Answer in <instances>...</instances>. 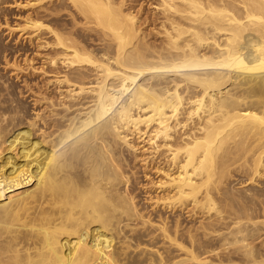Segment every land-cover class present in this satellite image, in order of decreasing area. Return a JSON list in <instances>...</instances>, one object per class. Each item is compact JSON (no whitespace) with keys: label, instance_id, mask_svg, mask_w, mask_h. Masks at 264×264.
I'll return each mask as SVG.
<instances>
[{"label":"bare ground","instance_id":"obj_1","mask_svg":"<svg viewBox=\"0 0 264 264\" xmlns=\"http://www.w3.org/2000/svg\"><path fill=\"white\" fill-rule=\"evenodd\" d=\"M125 1L22 6L18 30L46 51L60 96L21 131L0 113V264H264V182L227 183L234 170L245 184L264 176V0H156L157 45ZM66 9L87 38L61 23ZM119 146L163 158L152 209L208 221L183 229L157 209L153 225L125 189ZM143 238L152 250L133 244Z\"/></svg>","mask_w":264,"mask_h":264},{"label":"rangeland","instance_id":"obj_2","mask_svg":"<svg viewBox=\"0 0 264 264\" xmlns=\"http://www.w3.org/2000/svg\"><path fill=\"white\" fill-rule=\"evenodd\" d=\"M26 1L27 0H5V1L0 0V2H2V3H0V108H1L0 113L4 114L7 111L4 115L7 117L9 116V117L8 118L6 117V119L9 122V120H10L9 118H12L11 120L13 121L14 124L16 123L15 125H17V129H20L19 131L23 130L25 128L24 126H27L26 124L33 122L35 120V118L37 117V115L44 118L43 121L45 120L46 115H47L46 120L48 121V118H50L49 117L50 113H49V111H47V109L51 108V106L47 103L49 100H50L49 102L51 103V101H52L51 99H53V100L55 99L52 102L56 103L55 101H57V96H60L58 93L59 91L58 90H57L58 92L56 91V89H58V88H56V85L53 83L54 77H55V75H53V71L50 70V68L47 67L46 64H44L45 62H42L44 60V59H42V58H44V56H43L45 54L44 52H46V51L45 50H39V49L37 50V47L34 45L35 44L34 41H33V43H31L32 41L28 42L29 40L27 38H29V37H27L26 35L22 36L21 33L19 32V30H20L19 27L23 26L22 25L23 18H25L28 13H31L30 12L31 10H28V8L22 7L26 3ZM155 1L156 0H126L125 1V3L127 4L126 7H128V8L132 7L131 10L133 11V13L137 14V17L140 20L138 22L139 27L141 26L140 28L143 30L142 32H143V35L145 36V38L146 39L148 38L146 41L148 43L152 42L151 44H153V45L159 44V42H158L159 36L156 33H157V30L159 29L158 27H159V21H160L159 19L160 18L157 19V17H159L157 11H156V13H154L155 12L154 11L155 10V7H154ZM47 5L48 4H46V6ZM71 11L66 9V11L62 12L63 16L61 17V19H62L61 23L62 24L64 23L66 26L70 27L72 25L73 21H74L73 25L76 22L75 26H74L75 27V30H74L75 33L76 34L78 33L77 34L78 36L84 35L87 38V36L90 33L86 30V28H85L86 26L83 25L84 22H83L81 16L80 15L78 16L73 10H71ZM70 12H71V14H70ZM70 15L71 16L73 15V17H71ZM145 18H146V20H145ZM156 19H157V21L155 22ZM81 23H83V24H81ZM153 25H155V26H153ZM153 27H155V28H153ZM18 28H19V30H18ZM155 31H156V33H155ZM86 32H87V34H86ZM148 34H149V36H147ZM91 36L95 37L96 34L91 33ZM149 38L151 39V41H149L150 40ZM90 39H91V37H90ZM92 39H93V37H92ZM88 43H89V46H91L90 48H93V47L96 48L95 47L97 44L96 41H95V44H94V42L92 44L91 41H89ZM41 54H43L42 55L43 57L41 56ZM40 66H44V67H40ZM43 68H44L45 72L43 70H41ZM49 73H51L52 75ZM49 82L52 84H50ZM63 90H64V88H63ZM49 97H51V98L47 99V101H45L46 100L45 98H49ZM42 98L44 101L42 100ZM44 102H45V104H43ZM51 109L53 110V108H51ZM3 111H4V113H2ZM44 111L45 112L47 111V112L45 113ZM42 118L36 120L37 122L35 123L36 124L35 131L33 128L32 131H34V132L31 131V133H30L32 138H31V136H29L30 134H28V137L25 136L26 142H28L31 147H33V144H35L37 142V140L40 139L39 138V136H40L39 132H36V130H39L41 133V129L43 127H46V126H43L45 122L42 121ZM27 122H29V123H27ZM19 124L22 125L23 127L22 126L20 127ZM46 129H47V127L44 130H46ZM27 138H29L28 140L30 142L27 141ZM35 139H36V141H35ZM134 141H135V139L133 140V142ZM32 142H34V143H32ZM136 143H137V140L134 142V145H136ZM140 145H142V144H140ZM140 145H138V146H140ZM119 149L122 150V151H120V155L122 153L123 159L125 161V162L122 161V164L124 162L125 165H124V168L121 167V169H123L126 174L128 173L127 175L129 176V177H126V179L128 178L127 182L129 181L130 184L128 183L129 184L128 185L126 183L125 189L126 190L130 189L129 192H127L128 195H129V193L131 194V196L130 195L129 196L132 197V199L134 200L133 202L136 203V205H135L137 207L136 209L139 210L141 213L143 212L142 215L145 218H147V216L150 215V211L153 210V212H151V216H149V218L153 217V219L150 218V219H152L151 221H152L153 225H155L156 222L158 221L157 217H154V215H152V214H155L154 210L157 211V209H158V212L159 211L161 212V214H162V215H160L161 217L164 218L167 215L166 218L168 217L167 218L168 219L167 222L169 223L168 225H171V223L174 220L179 219L178 222L180 221L182 228L184 226L183 229H187V228H193V229L195 228L196 229L197 227H199L198 224H201V222L206 223L208 221L207 218L204 217V215L193 214L191 211L192 210L191 206H187L184 208L182 207V208H179V210L175 209L172 212H171V210L160 209L161 207H157V206L156 207L154 206L155 208L152 209V206H153L152 204H154V203H151V202H152V200H155L156 195L159 194V190L156 189L157 188L156 183L159 181L158 179H160L161 175H162L161 173H159V172L155 173L154 171L156 170L155 168H156V164L158 161L159 162L157 165L160 164L159 167H162L164 165V162H163L164 160L162 161L163 158H161V157L155 158L154 160H156V162L152 161V159L151 160L146 159L147 161L145 163L144 162L142 163L141 160H142V158H144V154L140 153V152H142V150L137 152V154H136L137 158H136V156L133 155L134 153L130 150H127V148H124L123 146H119ZM120 155H119V157H120ZM122 156L119 158L120 160H121ZM146 157L147 156H145V158ZM138 158H140V159H138ZM158 158H160V159H158ZM134 160H136V161L134 162ZM160 161H162L163 165ZM126 164H128V165L126 166ZM144 165H146V166H144ZM150 165H151V167H150ZM123 170H122V172H123ZM234 171L231 173L230 178H228V180H227V183L229 186L233 185V187L231 186L233 189L234 188L236 189V187H237L236 190L239 189V191H243L244 189H247L248 187H250L252 189L256 188V190L257 189L259 190V189H262V187H264V184L262 185V183L264 182V176L262 177V179H259L262 182L258 181L257 183H253L251 185L248 183L245 184L243 182V181H245V179L247 177V173H245L246 174L245 175L243 170L242 171L237 170L235 172ZM153 172H154V174H153ZM125 173H123V175H126ZM157 173H159V174H157ZM130 176H132V177H130ZM153 181H154V185L152 186ZM233 183H235V184H233ZM148 184H150V186ZM261 185H262V187H261ZM154 189H156V190H154ZM236 190H235V192H237ZM157 191H158V193H157ZM153 195H155V198ZM159 195H161V194H159ZM148 196L151 198L150 201H149L150 198ZM152 197H153V199H152ZM135 200H136V202H135ZM217 200L219 201L218 198H217ZM219 203H222V202L219 201ZM33 205L34 204H31L28 207H31ZM222 205H223V203H222ZM187 208H190V209H187ZM226 210H227V212L228 211L230 212L229 207H228V209H227V207H225V212H226ZM225 212H223V215H227V213H225ZM194 217H195V219H194ZM226 219H225V221L227 223ZM203 221H205V222H203ZM229 221H231V220H228V223H229ZM138 227H139V225H138ZM138 227L136 228L137 229L136 232H139V233L141 231L143 233L147 232V230H145L147 227H144L142 229L140 227L138 229ZM138 230H141V231H138ZM143 239L144 240H142L141 243L140 242H134L133 243V244H135V246L140 244L139 246L140 247L142 246L141 247L142 249L139 247L136 249L137 250L136 251L135 250L136 247H134V252L132 251V249H129L128 252L132 255V257L134 255L136 256L137 254L142 253L141 251L144 249L152 250V246L148 244V239L147 238H143ZM162 241H163L162 238H160V237L156 238L157 244L155 243L156 247L153 248V250L159 249L160 251H162V248L166 246L164 241H163V243H162ZM143 243L145 244V246ZM160 243H161V245H160ZM162 245H163V247H162ZM143 246L144 247L147 246V248H144ZM140 249H141V251H140Z\"/></svg>","mask_w":264,"mask_h":264}]
</instances>
